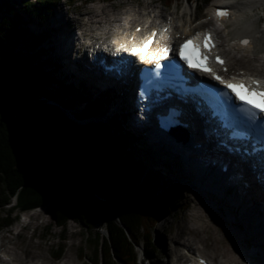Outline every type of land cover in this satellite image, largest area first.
I'll return each instance as SVG.
<instances>
[{
    "label": "trees",
    "instance_id": "obj_1",
    "mask_svg": "<svg viewBox=\"0 0 264 264\" xmlns=\"http://www.w3.org/2000/svg\"><path fill=\"white\" fill-rule=\"evenodd\" d=\"M209 1L200 0L201 7ZM58 2L13 6L0 0V229L10 227L18 213L47 205L52 227L63 233L72 220L82 228L91 255L82 249L80 257L89 264H137L141 243L148 257L157 253L153 226L162 209L175 214L176 203L158 194L153 176H143L145 165L127 150L120 125L114 134L95 121L79 125L51 104L63 108L61 84L67 94L69 89L60 75L56 79L46 51L52 54V48L41 47L45 36L29 34L23 16L43 19ZM75 102L70 106L77 108ZM93 110H79L78 118L94 120ZM96 220H102L105 235L94 227ZM63 249L53 250L54 258Z\"/></svg>",
    "mask_w": 264,
    "mask_h": 264
},
{
    "label": "bare ground",
    "instance_id": "obj_2",
    "mask_svg": "<svg viewBox=\"0 0 264 264\" xmlns=\"http://www.w3.org/2000/svg\"><path fill=\"white\" fill-rule=\"evenodd\" d=\"M100 2H102V0H97L96 2H94V4L87 7V9H85L86 12L83 13L81 18H79L80 16L70 17L68 13V11H70V8L69 10L66 9L63 14H60L59 12L56 11L57 13L53 15V18H51L50 21L46 20V25L43 28H39V30H37V33L36 32L35 33L41 34L45 36L46 39H49V41H47L46 44H48V42L49 43L51 42L50 45L49 44L47 45V47L52 48L53 54H55L54 56L55 60L58 63L57 65L61 69V72L58 73V75L61 76V79L63 80V83L66 85V88L69 89L67 90L68 93H71L69 95L71 97L65 96L60 102V104H62L65 107V109H67V107L71 105L70 98H72V100L78 99L79 104L83 100L94 102V106L96 107V110L95 111L93 110L92 113H94L93 118L95 121L99 120V122L103 125L114 124L116 128L117 125L120 124H122V126L127 125L126 127L127 130H129V132L134 130L135 132L136 130L140 131V129L135 128L133 126L135 125L133 123L134 122L133 118L135 117L136 107L132 103L133 102V92H132L133 83L131 81L132 78L127 79V84L124 86V89H122L121 91L114 90L111 87H109L107 83H105L104 79L101 78L100 69L98 70L97 75H95L92 71L86 69L82 65L80 58L76 57L77 58L76 60V58L71 57L72 50H75V44H77L79 39L78 34L77 35L74 34V29L76 28H80L82 35L85 34L87 35L92 33L95 36H98L100 34L99 33L100 30L102 29V27H104V30H102V32L103 35H105V38H108L112 35L113 39L116 38L122 39L125 36L127 37L128 33L131 32L130 29L132 30V27H130V25L132 23L137 22L134 25V27L136 25L147 24L148 18H143V16L140 14V11L136 10V8L130 11L124 10V12H122V15L120 13L119 16V13H117V11L111 10L113 7L110 9L108 5L106 6L100 5ZM149 2L154 3L153 0H149ZM217 2H225L226 4L225 7L232 8V17L227 21L220 22L219 23L220 27H218L215 30L216 34H218L220 31L223 32V36L225 38L224 41L230 47V49L225 52V55L228 58L229 66L234 68L235 63L237 62V61L235 62V60L238 59L239 61H241L240 64L246 65L245 66L246 68L251 64V62H257L259 63L258 64L259 66L263 67L264 66V24L263 26L256 25V22L260 20L261 16L258 14L257 16H254L253 10L256 7H260L264 5V0H217ZM124 9H126V7ZM188 9L191 10L190 7ZM194 14L195 11H192L188 16L189 18L187 17L188 19L187 18L186 20L182 19V21H184L183 24L182 23L178 24V26L175 27L173 32H171V35L175 37L177 34H179L183 38L188 35H193L197 32L200 33L202 30L200 29L196 30V27L193 26V22L190 21V19ZM160 22H162L163 25L171 24V22L168 21V19H162ZM155 25L156 22H153L152 24H147L145 26V30L148 31L152 26L155 27ZM72 27H74L73 30ZM244 36L250 37L252 42L247 46H239L238 42ZM110 44H112V42H110ZM234 52L241 53L242 56L238 58V54H235ZM245 52L248 53L246 54ZM257 52L259 55L257 54ZM238 69H244V67H239ZM183 117L184 120L189 123V129L192 130L193 135L196 139L195 141L200 142L202 144L201 145L202 147L199 148L196 147L190 151V155L192 156V158L199 159L201 161L204 160L206 162L210 161L211 159H214L217 162L224 161L225 163H227L228 168L225 173H222L219 180L218 178H216L215 175H212L211 173L212 170L214 171L220 169L217 162L216 165L213 167V169L206 167L203 164L204 162H199L200 165L202 166L199 167V169L197 170L192 168V166L189 163L184 162L182 164L184 166L182 167V169H181V165L178 164L180 168H178L179 175L177 179L180 180L181 178L182 179L187 178L189 182L192 179L197 181H203L205 185V189L202 190L201 188L195 186L196 189L195 193L197 196L204 195L207 199L213 200L214 204L218 205L219 203L220 206L223 205L228 206L230 201L232 202L231 206L233 208H236V210L240 209L242 216L246 215L244 218L241 217L239 222L233 219L225 220L226 217L225 218L223 217V212L221 208H219V206L217 207V210H213L211 207L206 206V203L201 198H198L195 206L192 209L193 213L191 216L193 217L192 218L193 220L197 219V227L191 228L194 232L193 234L198 237L201 231L204 232V234H206L205 237H208L206 239L208 240L211 239L210 241L212 242V250L213 251H215L214 249L222 250V253L219 254V256L222 255V261L220 262L221 264H241L243 263L244 258L246 259L249 258L250 260L256 259L257 258L256 252L249 253V255L245 257V255L242 253V250H244L245 247L249 244V241L253 234H256L259 239L256 242H254V245L261 248V250L264 249L263 248L264 242L262 239L264 238V234L258 230V226H253L256 225L254 220L261 218V214L262 215L264 214V188H262L254 180L255 178L254 173L250 170L248 163L245 164V162H241L239 160L236 161L234 156L226 153L220 147L215 146V144L212 141H207L202 138V135L200 134L201 131L199 125L197 124L198 123V121L196 120L197 118L194 117V121L197 125H193L192 117L188 113L184 112ZM144 138H146V136ZM160 140L161 139H155V141H151L148 139L147 140L148 144H143V142L142 143L139 142L138 144L135 143L132 145V150L134 152L135 159L137 160L142 159L140 157V152H141L140 150L142 147H146V150H150V149L155 150V153H151V154L149 153L147 155V157H152L153 155L154 157L151 159L148 158L149 161L148 160L146 161L148 162L147 164L149 168L154 171H161L158 166L159 162H157L156 160L158 157H161L163 155L165 156L167 155L168 157H170L169 155L173 154L170 152L171 151L170 149L173 146L168 145L166 150L164 148L166 145H164V143L161 142ZM174 156L173 157L177 159L185 157L184 155L180 156V153L178 152L174 153ZM184 171L186 172L184 173ZM227 177H229V180L231 182L230 192H226L228 191L225 185L227 181ZM207 188L210 190L217 189L216 190L217 192H219L220 190L221 192L220 195L222 196L224 195L226 196V194H230L229 201L221 199L219 196L216 195V193L212 191H206ZM202 191L203 193L201 195ZM212 215L214 216L213 220H212ZM251 223L253 225H251ZM225 224L228 225V227H232L233 229H236L237 227L245 231L246 234L240 235L239 237L240 240L245 241V244L240 242L239 244L240 248L234 246L236 242L234 244H232V242L231 244H229L228 236L236 235L237 231L233 230L232 228L227 229L228 230L227 231L226 230L227 227H225ZM195 225L196 224L194 223V226ZM200 226L202 230L199 233V231L197 230H200ZM216 233H219L220 235H217ZM235 240L236 239H234V241ZM1 241L2 238L0 237V248L3 247ZM184 244L186 248H189V250H193L195 248L194 247L195 244L193 245V243L186 242ZM218 250L216 252H218ZM236 252L238 254H236ZM176 258L178 262L181 259L180 257L179 258L176 257ZM213 258H211V260H213ZM34 259L35 258L32 257L30 258V261L32 262L30 264H36ZM13 260L18 262V264H23L20 263V261L15 255ZM213 263L215 264L214 260Z\"/></svg>",
    "mask_w": 264,
    "mask_h": 264
},
{
    "label": "rangeland",
    "instance_id": "obj_3",
    "mask_svg": "<svg viewBox=\"0 0 264 264\" xmlns=\"http://www.w3.org/2000/svg\"><path fill=\"white\" fill-rule=\"evenodd\" d=\"M5 1L8 3H12L13 6L14 5L16 6L22 3L23 1L26 3H30L35 0H5ZM96 1L97 0H76L72 4H69V2H66V0H63V1L59 0L54 12H51V13L48 12V14H46V16L43 19H40L39 17H26L24 15L23 17H24L26 26L29 27L27 32L31 35L33 34L36 35L37 30H39V28H43L46 25V20L50 21L51 18H53V15H55V13L59 12L60 14H63L64 11L66 9L69 10V8H70V11H68V13L70 17L80 16L79 18H81L83 13L86 12L85 9H87V7L94 4V2ZM153 2L154 3H150L149 0H102V2H100V5H104V6L108 5L110 9L113 7L111 10L117 11V13H119V16H120V13L122 15V12H124V10L130 11L136 8L137 10L140 11L143 18L148 17L146 11H151L150 16L152 15L156 16L157 13L160 12L161 14H164V16L162 17L168 18V20L169 18L175 17V20L177 21H182V19L186 20V18L189 16V12H192L194 10L197 16H199L197 21L195 20L194 25L197 30L199 29L203 30L205 27H207V25H209L208 23H203V22L204 20L206 21V19L210 18V11H209L210 6L221 3V2H217V0H212L208 2V4L201 7L200 0H196V3H195V0H193L191 3H186L185 0H174L172 4H170L169 6L167 5L169 3V0L167 1L166 0L164 1L153 0ZM125 7L126 9H124ZM189 7L191 10L188 9ZM253 14L254 16H257V14L261 16L260 20L256 22V25L263 26L264 24L263 22L264 21V5L260 7H256L253 10ZM136 23L137 22L132 23L131 27H133ZM73 29L74 27H72V30ZM79 29L80 28L74 29V34L77 35L79 32ZM221 35L223 36L222 31H220L216 35V37L218 38L221 51H223L225 54V52L229 50L230 47L224 41L225 39L224 36L222 37ZM110 37H112V35ZM47 41H49V39H45V42L41 44L42 48L43 46L47 47L48 44L50 45L51 42L50 43L48 42V44H46ZM79 43L80 42H77L75 49L77 48ZM46 50L50 56L49 58L52 59V55H53V59L55 60V57H54L55 54L53 53L50 54V50L48 48ZM234 53L238 54V58L242 56L241 53H238V52H234ZM245 53L247 54L248 52H245ZM73 55L74 54L72 53L71 55L72 58H73ZM53 59H52V62L54 61ZM55 62L56 60L54 61V63ZM235 62H236L235 66L232 69H235L238 72H242L243 70L247 69L249 72H252V74H264V66L263 67L259 66L258 65L259 63L257 62H251V64L247 66V68L245 67L246 65L240 64L241 61H239L238 59L235 60ZM55 64H58V63L56 62ZM239 67H244V69H238ZM57 70L59 73L61 72V69L58 67V65H57ZM60 89L61 90L59 91L62 95L64 94L66 96H69L71 94V93L67 94L66 91L63 90V88H60ZM70 99L72 103L75 102L74 101L75 99L74 100H72V98ZM77 102L79 101H76L75 103ZM51 104L56 105L65 114L69 113L68 117L72 120H76L75 122L79 123V125H84V124L90 123L91 121H95V120H91L90 116H86L83 119L78 118V115H81V113L82 114H85L86 112L88 113L90 106L91 105L92 107L94 106V102L82 101L80 103L81 105L79 104L80 106H78L77 108L75 107L72 108V106H68L67 109H65V107L62 108V106L58 105L57 102L51 103ZM79 110L82 112L80 113ZM95 123L103 125L99 122V120L98 121L96 120ZM106 126H109L108 127L109 131L112 134L115 130L114 124H110ZM126 126L124 125L122 126V124H120V127L122 128H119V132L122 134V136L126 137V142H127L126 148L127 150H130L129 152L135 159L134 152L132 150V145L135 143L138 144L139 142L141 143L143 142V144H148V143L144 140V138H142V134L140 132H138L137 130L136 132L135 130L129 132ZM140 151H141L140 157L142 159H138V160L135 159V161L142 162L141 164L145 165V172L143 176L145 177L153 176L154 179L158 181V183L160 184V187L159 189H157V192L159 195L162 194V196H166V198L168 199L167 201H170L171 197L174 198V201L176 203L174 205L176 213L175 214L168 213L164 209H162L161 214L158 215L160 216L159 217L160 221L158 220L155 222L153 226L154 232H151L150 234L152 237L155 238V245H156L157 253L153 254L152 258L150 259H146V258L144 260L141 259L139 261V264H178L180 261L177 262L176 257L180 255L181 259L185 258V256L182 255L181 252L183 248L186 247L184 244L186 242L193 243V245L195 244L194 245L195 248L193 247L194 248L193 252L195 254L201 253L203 254V256L209 258L210 260L211 258L214 257L213 260L215 264H221L220 262L222 261V255L219 256V254L222 253V250H218V249H214L215 251L212 250V242L210 241L211 239L210 240L206 239L208 237H205L206 234H204V232L201 231L202 230L201 226H200V230H197L199 231V233L201 231L200 233L201 236L199 235L197 237L196 235L193 234L194 232L191 228L197 227V219L193 220L192 219L193 217H191L193 213V210H192L193 207L195 206L198 198H201L206 203V206L211 207L213 210H217V207L219 206V208H221L223 212V217L224 218L226 217L225 220L233 219L239 222L240 218L241 217L244 218L246 215L242 216L240 209L236 210V208H233L231 206L232 202L229 201L230 194H226V196L225 195L222 196L220 195L221 194L220 190L219 192H217L216 191L217 189L215 190H210L208 188L206 189V191H212L216 193V195L219 196L221 199L229 201L228 206H224V205L220 206L219 203L218 205L214 204L213 200L207 199L204 195H202L203 191L201 192L202 196H197L195 193V190H196L195 186L203 190L205 189L204 182L193 180V179L189 182L187 178H184V179L181 178L180 180H178L177 177L179 175L178 173V168H180L179 165H181V169L184 166L178 163V160L177 158H174L175 157L174 155H169L170 157H168L167 155L158 157L156 160L157 162H159L158 166L161 171H154L149 168L147 164L148 162L146 161L147 160L149 161V159L154 157V155L152 157H147V155L149 153L150 154L155 153V150L154 149L146 150V147H142ZM168 167L170 169H168ZM185 172L186 171H184V173ZM11 205L12 203L8 202L7 205L4 206L5 210H8L9 208H11ZM3 210H4L3 208L0 209V214L5 212ZM48 214H49L48 210L45 207L39 208L37 210L25 212V213H18V217L15 219V221L10 227H7L5 229L4 228L0 229V237L2 238L1 243L3 245L2 249H4L5 251H8L11 254L13 253L18 258L20 263L30 264L32 263L30 261V258L32 257V258H35L34 261L36 262V264H89L88 261L86 260L87 258H83V256L80 257V253L82 249H84V252L86 253V255H89V256L91 255L90 249L84 248V244H83L84 234L81 230L82 228L78 226L74 221L70 220L68 223V229H66V231L62 233L59 227L51 226L52 222ZM213 219H214V216L212 215V220ZM254 222L256 225H253L252 223L251 225L258 226V230L264 234V223L261 222V220L256 222V219L254 220ZM194 223L196 224L195 226H194ZM22 225H25V226L23 228H20L22 227ZM100 226H101L100 223L97 222L95 225V228L100 234L105 235L104 229L101 228ZM225 227H227L226 230L232 228V227H228V225L226 224H225ZM233 230L237 231V234L234 236H231V235L228 236L229 244H231V242L232 244L236 242L234 246L240 248V245H239L240 242L245 244V241L240 240L239 237L240 235H243L246 233L244 230H241L237 227L236 229H233ZM216 234L220 235L219 233H216ZM234 239L236 240L234 241ZM262 239L264 242V238ZM257 240H259L258 236L256 234H253L249 241V244L245 247L244 250H242V253L245 255V257H247L249 253L256 252L257 258L252 259V260H250L249 258L247 259L244 258L243 263L241 264H264V249L261 250V248L254 245V242H256ZM60 246L64 247L63 255L62 257L58 259H54L53 250H55L57 247H60ZM217 250L218 252H216ZM138 251L140 253V257H143L144 255H146L141 252V248H138ZM2 254L3 253L0 252V255L4 257V255ZM13 254L12 256L14 257ZM236 254L238 253L236 252ZM213 260H211V264H214Z\"/></svg>",
    "mask_w": 264,
    "mask_h": 264
},
{
    "label": "snow or ice",
    "instance_id": "obj_4",
    "mask_svg": "<svg viewBox=\"0 0 264 264\" xmlns=\"http://www.w3.org/2000/svg\"><path fill=\"white\" fill-rule=\"evenodd\" d=\"M217 17L226 16L227 11L224 9L216 10ZM152 35L146 37L140 47H134L131 49V53L133 55H140L141 60H144L146 51L149 45L152 42ZM241 45H248L249 40L247 38H241L239 40ZM189 46H191V53H195L192 55L189 52ZM215 47L212 43L211 35L208 32L199 33L197 32L195 36L190 37L189 39L184 40L180 43L178 50L173 46L174 55L171 60H169L166 64L167 67L171 69H176L177 65L175 62V57L178 56L180 60L184 61L189 68H198L204 72H210L212 78L218 81L220 84L224 85L225 88L229 89L231 93L235 96V99L242 102V105L247 106L248 109H253L254 111H248L246 115V119L242 120V126L244 130L251 134L256 132L257 130L260 132L261 136H264V116L261 119H257V113H264V87L261 85L264 84V81L259 79H255L252 77L247 78V82L244 79L237 80L233 77L231 80H225L213 71L207 63L204 61L208 60V50ZM203 49V51H201ZM164 56H167L169 52V48L165 46L162 50ZM148 59L155 60V67H160V59L161 55L157 54L155 56H149ZM214 59L218 64H223L224 61L219 57L215 56ZM225 71L227 69L225 68ZM252 97H256L258 99H253ZM233 112H237V106L232 105ZM200 264H204L203 261Z\"/></svg>",
    "mask_w": 264,
    "mask_h": 264
},
{
    "label": "water",
    "instance_id": "obj_5",
    "mask_svg": "<svg viewBox=\"0 0 264 264\" xmlns=\"http://www.w3.org/2000/svg\"><path fill=\"white\" fill-rule=\"evenodd\" d=\"M69 113H67V115H68ZM74 121H76V120H74Z\"/></svg>",
    "mask_w": 264,
    "mask_h": 264
}]
</instances>
